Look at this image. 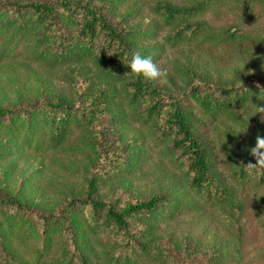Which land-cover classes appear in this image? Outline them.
Returning <instances> with one entry per match:
<instances>
[{
	"label": "trees",
	"instance_id": "obj_1",
	"mask_svg": "<svg viewBox=\"0 0 264 264\" xmlns=\"http://www.w3.org/2000/svg\"><path fill=\"white\" fill-rule=\"evenodd\" d=\"M241 1L0 0V66L31 71L14 102L0 95V161L54 154L81 175L50 204L33 202L34 183L11 194L0 176V264H186L166 241L198 208L236 235L208 264H264V169L245 170L264 137V24L214 20ZM167 45L249 64L227 81L181 66L170 86L126 74L134 53L158 64ZM154 148L179 176L140 197L127 181ZM92 151L94 170L66 165ZM187 242L195 257L199 242Z\"/></svg>",
	"mask_w": 264,
	"mask_h": 264
},
{
	"label": "rangeland",
	"instance_id": "obj_2",
	"mask_svg": "<svg viewBox=\"0 0 264 264\" xmlns=\"http://www.w3.org/2000/svg\"><path fill=\"white\" fill-rule=\"evenodd\" d=\"M248 0L236 2V7H231L221 16H217L214 20L216 24L224 23L225 21H240L244 26L256 28L261 23L264 24V4H255V9L252 11V4L247 3ZM264 3V0H261ZM251 12V13H250ZM251 14L257 15L259 22H254ZM263 51V50H262ZM255 52V51H254ZM264 52V51H263ZM240 52L238 53V55ZM243 54V55H242ZM231 55V56H230ZM233 56L232 54L223 55L222 58L202 54L193 50L191 47H173L166 46L163 60L157 64L162 70H165V75L158 78L161 83L171 85V80L177 77V72L181 71V66L195 67L196 69L208 72L215 81H227L232 78L233 74L240 70L243 66L248 65L247 54L241 53ZM233 56V57H232ZM250 56V54H249ZM259 58L264 59V54L260 53ZM243 58V59H242ZM240 68V69H239ZM31 71L26 68L25 63H13L5 66H0V95L5 96L6 103L14 102V97L21 90ZM180 77L178 76V80ZM31 82V80H30ZM28 81V84L30 83ZM22 84V85H21ZM26 88L24 86L23 89ZM252 114H256L257 108H251ZM133 135L134 132H129ZM156 156L149 159V162L144 164L142 171L136 174L132 179L127 181L130 184L134 194L138 196H146L154 192H161L163 188L169 187L172 180L179 176V172L166 159L161 158L157 148L152 151ZM69 153V151H68ZM93 151L87 155V163L84 160L73 159L69 154L67 166L71 169L74 167L82 168L88 164L89 168L94 170V166L90 164L93 158ZM61 157V156H60ZM65 158L60 159L59 155L33 156L28 153L9 154L5 160L0 161V176L8 174L10 176L9 188L11 194H14L20 185H27L28 182L35 184L34 192L30 193V198L38 204H50L54 200L61 199L59 195L65 188L75 187L81 180V175L69 177L65 172L58 167L59 163L63 165ZM30 178V180H28ZM63 189V190H62ZM66 192V191H64ZM199 209L193 214L188 213L181 222H175L171 230V237L166 241V245L172 248L174 252L175 244H180L177 249V257L182 262L189 264L190 259L195 258L193 264H208L210 263L209 255L216 246H222L225 251L232 249L233 241L235 242V233L232 234L225 221L219 220L218 212L213 214L201 211ZM206 213V214H205ZM192 239L194 243L199 242L201 251L196 253L195 257L191 251L197 249L189 248L187 240ZM193 243V245H194ZM229 245L230 247H227ZM179 251L182 253L180 254ZM234 253L231 252V260L234 261ZM236 257V256H235Z\"/></svg>",
	"mask_w": 264,
	"mask_h": 264
},
{
	"label": "clouds",
	"instance_id": "obj_3",
	"mask_svg": "<svg viewBox=\"0 0 264 264\" xmlns=\"http://www.w3.org/2000/svg\"><path fill=\"white\" fill-rule=\"evenodd\" d=\"M127 65L130 70L126 74H130L133 77L142 76L146 80H156L165 75V70L158 67L151 57L141 56L139 53H134ZM258 97L264 100V95L261 94V91ZM259 108L260 110L257 112L264 113V107ZM240 132L242 131H237V133ZM250 154L255 158V163L249 162L245 170L256 169L259 171L260 169H264V137L257 136L255 146L250 149Z\"/></svg>",
	"mask_w": 264,
	"mask_h": 264
}]
</instances>
